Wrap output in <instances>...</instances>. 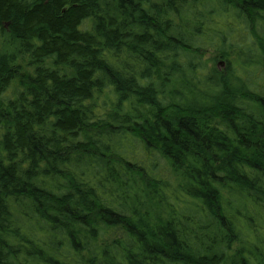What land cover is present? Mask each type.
I'll use <instances>...</instances> for the list:
<instances>
[{
    "label": "trees",
    "instance_id": "obj_1",
    "mask_svg": "<svg viewBox=\"0 0 264 264\" xmlns=\"http://www.w3.org/2000/svg\"><path fill=\"white\" fill-rule=\"evenodd\" d=\"M0 264H264V0H0Z\"/></svg>",
    "mask_w": 264,
    "mask_h": 264
},
{
    "label": "rangeland",
    "instance_id": "obj_2",
    "mask_svg": "<svg viewBox=\"0 0 264 264\" xmlns=\"http://www.w3.org/2000/svg\"><path fill=\"white\" fill-rule=\"evenodd\" d=\"M213 56H214L213 50L210 49V51L206 53L205 59L213 58ZM219 62H221V61H219ZM224 68H225V64L223 62L220 63L219 64V69L221 70V69H224Z\"/></svg>",
    "mask_w": 264,
    "mask_h": 264
}]
</instances>
